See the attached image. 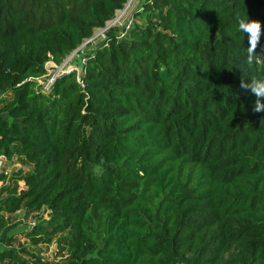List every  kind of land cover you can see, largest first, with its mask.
<instances>
[{
    "label": "trees",
    "instance_id": "16d2710c",
    "mask_svg": "<svg viewBox=\"0 0 264 264\" xmlns=\"http://www.w3.org/2000/svg\"><path fill=\"white\" fill-rule=\"evenodd\" d=\"M127 1L0 0V156L32 166L2 189L0 231L46 209L25 238L66 245L64 264H264V113L240 87L264 77V35L249 68L238 31L264 24V0H145L129 37L110 28L88 57L84 89L70 73L40 92L45 64ZM12 241L0 264H53Z\"/></svg>",
    "mask_w": 264,
    "mask_h": 264
},
{
    "label": "rangeland",
    "instance_id": "374dc122",
    "mask_svg": "<svg viewBox=\"0 0 264 264\" xmlns=\"http://www.w3.org/2000/svg\"><path fill=\"white\" fill-rule=\"evenodd\" d=\"M128 2V1H127ZM136 3V0H135ZM135 3L130 8V10L125 14L122 15V12H119L117 16L109 23H115L118 17L122 15V20L131 16L132 10H135ZM126 6H129L126 3ZM125 15V16H124ZM142 18L135 16L134 22H142ZM124 26V25H123ZM122 26V27H123ZM124 28V27H123ZM95 36L100 35L98 30L94 32ZM93 34V37H94ZM89 39L85 40L83 44H81L80 49L76 52L74 56V60H77L78 54H81L82 51L87 54L93 51L95 47L101 42V37H97L94 43H87ZM76 64H79V61H75ZM73 64V63H72ZM52 70V68L50 69ZM10 97V94L4 95V97ZM32 166L26 160V158L21 153H16L13 157L8 158L7 165H6V172L3 173L7 176L6 182L0 181V202L4 200L6 197V193L2 192V189L7 186H17L18 191L24 188V181L21 178L24 176L26 172H28ZM48 210L44 209L39 213L36 212H29L27 208H22L18 212L14 214H7L4 213L6 217L9 219V226L0 231V252L7 247V239L13 238L11 242L12 247L19 250V248L24 245L26 247H31L33 250L40 252V254L46 259L53 262V264H64L65 258L67 256L66 245L58 244V241L53 240V242L49 245H40L37 247H33L30 245L29 241L25 238V232L28 229H31L33 226L32 224L40 223L42 221L48 220Z\"/></svg>",
    "mask_w": 264,
    "mask_h": 264
},
{
    "label": "built area",
    "instance_id": "2783aa9c",
    "mask_svg": "<svg viewBox=\"0 0 264 264\" xmlns=\"http://www.w3.org/2000/svg\"><path fill=\"white\" fill-rule=\"evenodd\" d=\"M126 3L129 6H126V4H125L124 8H122L116 12V16L119 12H122V11H123L122 15L123 14L126 15V13L130 10V8L135 3V0H128V2H126ZM135 11H142V6L135 7V10L134 11L132 10V12H131V16H129L128 18H126L124 20H122L123 16L120 15L114 24L109 23L112 21V20H110L106 23L105 27L96 28L95 30H98V33H100V35L95 36V34L93 33L94 37L92 35L90 38H87V39H89L87 41V43L88 44L94 43L95 39L100 36L101 42L98 44V46H100L102 44L108 45L107 32L110 28H116L117 34H118L117 37L119 39L129 37L130 31L135 24V22H134L135 21V16H134ZM95 30H94V32H95ZM87 39H85V40H87ZM84 41H83V43H84ZM80 46L77 49L73 50L70 54H68L61 63L48 61L45 64L46 73L40 77L34 78L37 82V87H38V90L40 92L50 93L52 91V88H53L55 81L59 77H61L62 75L70 74V73H76L77 83L80 85L81 88H83V89L85 88L84 76L86 74V64L88 62V57L94 52V50L98 46L95 47L92 52L87 53V54H85L82 51L81 54H78L77 60L72 61L74 59L76 52L80 49ZM75 61H79V64H76ZM51 68H52V70H50ZM7 161H8V158H6L3 155L0 156V176H1V174L6 172ZM34 225H35V222L32 224V226H34Z\"/></svg>",
    "mask_w": 264,
    "mask_h": 264
},
{
    "label": "clouds",
    "instance_id": "9594fccd",
    "mask_svg": "<svg viewBox=\"0 0 264 264\" xmlns=\"http://www.w3.org/2000/svg\"><path fill=\"white\" fill-rule=\"evenodd\" d=\"M238 31L248 38L249 46L246 50L245 63L252 68L262 57L257 53V48L261 36L264 35V24L260 20L250 19L249 16L241 17L238 20ZM240 87L255 97L253 112L264 113V77L252 76L250 79H242ZM260 123L264 126V117L261 118Z\"/></svg>",
    "mask_w": 264,
    "mask_h": 264
},
{
    "label": "crops",
    "instance_id": "0c3cea01",
    "mask_svg": "<svg viewBox=\"0 0 264 264\" xmlns=\"http://www.w3.org/2000/svg\"><path fill=\"white\" fill-rule=\"evenodd\" d=\"M145 0H136L135 7L141 6ZM7 241V240H6Z\"/></svg>",
    "mask_w": 264,
    "mask_h": 264
}]
</instances>
